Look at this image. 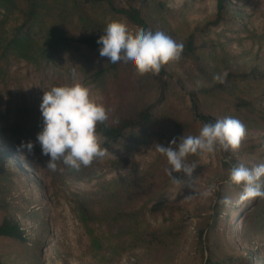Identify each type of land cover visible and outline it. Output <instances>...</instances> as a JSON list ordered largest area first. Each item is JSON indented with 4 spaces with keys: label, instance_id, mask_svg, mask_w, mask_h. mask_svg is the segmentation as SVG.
Wrapping results in <instances>:
<instances>
[{
    "label": "trees",
    "instance_id": "obj_1",
    "mask_svg": "<svg viewBox=\"0 0 264 264\" xmlns=\"http://www.w3.org/2000/svg\"><path fill=\"white\" fill-rule=\"evenodd\" d=\"M140 2L143 5L141 7L131 0L126 4L119 0H0V11L4 12L6 19L17 18V24L0 35V83L6 84L14 63L25 61L43 66L57 63L64 54H71L81 83L99 90L104 96L101 102L108 109V127L98 125L97 131L101 146L105 149L130 152L150 143L167 147L173 138L178 143L183 135L198 134V118H193L189 112L171 104L157 107L155 103H147L153 92L161 98L166 96L167 85L163 76L168 73L171 64L162 69L158 76H137L131 64H112L106 57H100L101 45L97 44V40L111 20H123L132 28L153 31H157L154 21L165 26L171 25L167 18L171 13L174 15L175 11L167 5V0ZM144 5L151 9V13L157 14L156 20L144 12ZM229 6L228 0H217L216 18L207 21L206 28L223 21ZM174 36L177 42L184 45L179 61L183 72L188 75L187 80L194 85V90L188 94L191 112L199 113L200 120L205 123L227 116L238 118L246 125L247 133L259 135V146L264 149V107L259 105L254 93L255 89L264 87V73L257 66L248 68L239 65L241 56L225 50L222 45L221 48L215 44L213 48L199 45L195 32L186 33L184 38ZM216 74L224 78V83L213 80ZM197 81L203 84L198 89ZM254 81H261L257 88L251 85ZM5 94L9 99L6 112L9 117H13L11 134L13 137L22 135L33 121V110L25 97L13 101L10 90ZM219 100L226 101L228 106L218 110L219 105L216 107L215 104ZM3 123L0 112V139L5 140ZM15 142L19 147L22 142L27 143L29 140L24 137ZM31 142L37 148L35 137L31 138ZM15 154H18L16 150H8L7 157L15 158ZM200 158L189 156L188 162L196 164ZM18 160L22 165L35 168L36 159L29 163L21 158ZM114 163L123 162L115 160ZM167 166L166 158L157 153L145 169L132 170L122 180L104 182V189L95 197L75 204L73 211L89 241V252L93 255L105 253L114 259L124 252L144 250L151 255L155 252L152 255L155 264L160 260L167 263V259H175L184 236L181 227L162 223V228L147 231L142 226L147 211L153 212V215H164L166 212V195L176 185L164 171ZM96 168L97 160L79 172L59 163L56 172L46 169L47 174L44 176L49 173L56 189L66 176L89 177ZM184 175L182 172L173 173L180 180ZM218 209L217 213L221 214L226 206L221 204ZM244 213L247 218L242 227V241L250 244L254 238L264 236V198L257 197L252 208ZM203 233V229H200L195 234L201 243L203 239L209 241L211 234L210 230L205 236ZM0 240L13 241L19 248L25 246L28 240L21 223L7 209L0 212ZM199 245L204 254L206 245ZM216 255L210 249L205 264H232L227 257L221 260Z\"/></svg>",
    "mask_w": 264,
    "mask_h": 264
},
{
    "label": "rangeland",
    "instance_id": "obj_2",
    "mask_svg": "<svg viewBox=\"0 0 264 264\" xmlns=\"http://www.w3.org/2000/svg\"><path fill=\"white\" fill-rule=\"evenodd\" d=\"M119 1L126 4L129 0ZM131 1L143 6L140 0ZM228 2L230 6L225 19L208 28L205 23L216 18L217 0H167V5L175 11L174 15L171 13L167 18L171 25L165 26L157 21L153 24L160 31H163V25L166 29L163 32L174 40V34L184 38L186 33L195 32L199 45H207L209 48L223 46L225 50L241 56L239 65H246L248 68L257 66L264 73V0ZM143 10L152 20H156L157 14L151 13V9L144 5ZM3 13L0 11V35L17 24V18L6 19ZM126 23L130 30H137ZM187 77L180 61L171 64L168 73L163 76L167 85L166 96L161 98L153 92L147 103H155L157 107L171 104L189 112L193 118H198H195L198 133L205 122L200 120L199 113L191 112L192 104L188 94L190 90H194V85ZM74 82L81 83L75 59L71 54H64L57 63L43 66L31 65L25 61L14 63L10 67L6 84L0 83V112L4 121L2 128L7 138L0 139V212L9 210L21 223L28 238L26 245L21 248L13 241L0 240V264H155L152 256L155 252L151 255L144 250L124 252L114 259H110L105 253L93 255L88 251L89 241L77 221L73 207L78 202L95 197L104 189V182L122 180L132 170L145 169L157 156L156 143L143 145L130 152L107 150L102 158L97 159V168L92 175L66 176L56 189L49 173L44 176L47 174L45 161L48 157L42 154L36 141L37 134L42 130L39 105L45 90ZM260 82L254 81L251 85L258 87ZM9 90L13 101L25 97L33 110L31 125L22 135L16 134L15 137L11 134L13 117H9L6 112V102L9 99L5 92ZM91 90L94 97L103 101L104 96L99 90L92 87ZM254 93L259 105L264 107V87L255 89ZM215 106L221 110L228 103L219 100ZM24 137L29 141L35 137L34 143L38 144L37 148L34 147L36 155H29L27 149L18 151L15 141ZM259 145V135L247 133L232 162L243 163L249 168L264 163V149ZM13 149L18 154H15V158H8V150ZM226 155L228 154L217 152L200 158L192 173V189L180 184L170 188L165 198L167 208L164 215L146 212L142 224L145 230L162 228L163 223L180 226L184 232L175 259H167V263L160 260L157 264H205L210 249L216 252L217 259L224 260L227 257L232 264H264V236L254 238L250 244L242 241V227L247 218L244 212L252 208L256 198L236 204L241 188L236 189L228 177L230 165L225 161ZM18 158L27 163L31 160L35 162L36 159L35 168L20 164ZM115 160H122L123 163L116 165ZM181 180L187 181L188 177L184 175ZM260 184L263 186L264 180ZM213 186L215 190L212 196L204 198L198 194ZM223 197H229L232 204L218 214V208H221L219 200ZM200 229H203L204 236L210 230L209 241L203 239L201 243L195 238ZM199 243L206 245L204 254Z\"/></svg>",
    "mask_w": 264,
    "mask_h": 264
},
{
    "label": "clouds",
    "instance_id": "obj_3",
    "mask_svg": "<svg viewBox=\"0 0 264 264\" xmlns=\"http://www.w3.org/2000/svg\"><path fill=\"white\" fill-rule=\"evenodd\" d=\"M97 44L101 45L100 57H106L112 64H131L137 76H158L166 66L178 62L184 50L182 42H177L163 31L144 28L132 31L123 20L108 22ZM213 80L224 83V78L219 74L214 75ZM202 86L201 81L196 82L197 89ZM39 109L42 130L37 134L36 141L42 154L50 157L46 162V168L50 171L56 172L58 164L62 163L68 169L79 172L108 152L101 146L97 131L98 125L108 127V109L93 96L90 86L80 82L52 86L44 91ZM246 134V125L241 120L227 116L204 123L198 134L183 135L178 143L173 138L167 147L156 144L155 150L166 158L168 166L164 171L172 182L191 189L196 164L188 162L189 156L202 158L217 152L228 154L224 157L230 165L227 174L230 181L241 188L236 201L240 205L257 197L264 198V188L260 184L264 177V163L249 168L243 163L232 162ZM24 149L29 155L34 154L33 142H22L18 151ZM181 172L188 177L187 181L173 176V173ZM214 190L215 186L198 194L208 198ZM219 203L230 206L232 201L229 197H223Z\"/></svg>",
    "mask_w": 264,
    "mask_h": 264
}]
</instances>
